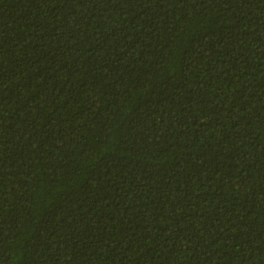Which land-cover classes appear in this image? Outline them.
Returning a JSON list of instances; mask_svg holds the SVG:
<instances>
[{
  "label": "trees",
  "instance_id": "16d2710c",
  "mask_svg": "<svg viewBox=\"0 0 264 264\" xmlns=\"http://www.w3.org/2000/svg\"><path fill=\"white\" fill-rule=\"evenodd\" d=\"M0 264H264V0H0Z\"/></svg>",
  "mask_w": 264,
  "mask_h": 264
}]
</instances>
